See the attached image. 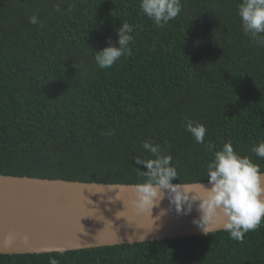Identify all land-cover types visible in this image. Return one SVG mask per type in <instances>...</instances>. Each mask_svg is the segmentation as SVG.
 Wrapping results in <instances>:
<instances>
[{"label":"trees","instance_id":"16d2710c","mask_svg":"<svg viewBox=\"0 0 264 264\" xmlns=\"http://www.w3.org/2000/svg\"><path fill=\"white\" fill-rule=\"evenodd\" d=\"M240 0H181L163 27L139 0H0V174L137 184L150 140L172 156V183L208 182V144L264 141V45L242 31ZM58 6V7H57ZM36 15L37 24L29 23ZM133 28L130 54L101 69L94 50ZM118 46V45H117ZM206 128L204 143L185 130ZM264 264V219L225 231L65 253L1 255L0 264Z\"/></svg>","mask_w":264,"mask_h":264},{"label":"water","instance_id":"95a60500","mask_svg":"<svg viewBox=\"0 0 264 264\" xmlns=\"http://www.w3.org/2000/svg\"><path fill=\"white\" fill-rule=\"evenodd\" d=\"M132 186L0 174V254L65 253L204 235L192 223L195 208L177 214L165 198L151 213L135 210Z\"/></svg>","mask_w":264,"mask_h":264},{"label":"clouds","instance_id":"9594fccd","mask_svg":"<svg viewBox=\"0 0 264 264\" xmlns=\"http://www.w3.org/2000/svg\"><path fill=\"white\" fill-rule=\"evenodd\" d=\"M139 6L157 27H163L181 12V0H139ZM237 14L244 34L264 45V0H240ZM29 23L37 24V16L29 17ZM132 32V26L122 22L116 29V43L109 38L106 47L94 50V60L101 69L111 68L123 55L131 53ZM184 125L196 143H204L206 128L203 124L186 119ZM207 147L212 153L206 165L207 185L200 181L174 184L172 181L178 178V173L172 156L159 144L145 140L142 148L150 156L133 158L135 164L142 165L145 170L137 169L143 182L132 186L134 199L130 203L139 212L151 213L167 198L170 208L177 214L187 215L195 208L198 217L192 223L202 234L220 228L231 239L242 240L245 233L257 229L264 219V172L248 156L235 151L231 141H225L219 150L211 143ZM251 151L264 158V141L254 145ZM164 212L161 209L160 214ZM49 264L58 262L50 259Z\"/></svg>","mask_w":264,"mask_h":264},{"label":"bare ground","instance_id":"6f19581e","mask_svg":"<svg viewBox=\"0 0 264 264\" xmlns=\"http://www.w3.org/2000/svg\"><path fill=\"white\" fill-rule=\"evenodd\" d=\"M15 177H23V176H15ZM24 177H28V176H24ZM29 178H35V177H29ZM37 179H42V178H37ZM71 182H81V181H71ZM81 183H84V184H103V185H135V184H108V183H96V182H81Z\"/></svg>","mask_w":264,"mask_h":264}]
</instances>
